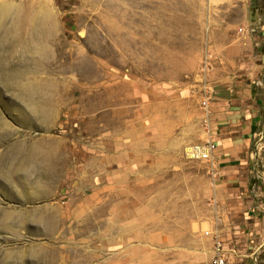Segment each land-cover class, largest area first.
Masks as SVG:
<instances>
[{"label":"rangeland","instance_id":"374dc122","mask_svg":"<svg viewBox=\"0 0 264 264\" xmlns=\"http://www.w3.org/2000/svg\"><path fill=\"white\" fill-rule=\"evenodd\" d=\"M261 54L264 0H0V264H209L186 151Z\"/></svg>","mask_w":264,"mask_h":264},{"label":"crops","instance_id":"0c3cea01","mask_svg":"<svg viewBox=\"0 0 264 264\" xmlns=\"http://www.w3.org/2000/svg\"><path fill=\"white\" fill-rule=\"evenodd\" d=\"M261 57L263 66L258 70L234 79L216 77L219 89L210 102L206 139L217 146L214 183L220 210L215 222L224 240L227 264H264V87L260 88L259 81L264 56Z\"/></svg>","mask_w":264,"mask_h":264},{"label":"built area","instance_id":"2783aa9c","mask_svg":"<svg viewBox=\"0 0 264 264\" xmlns=\"http://www.w3.org/2000/svg\"><path fill=\"white\" fill-rule=\"evenodd\" d=\"M210 98L206 99L203 102L205 110L209 109ZM217 146L211 139H206L205 142L200 144L193 145L189 147L186 151V156L191 161L196 162H206L210 165L212 174L215 175L216 166H215V152ZM225 246L224 243L217 238L215 243V252L211 258L209 264H227V258L224 253Z\"/></svg>","mask_w":264,"mask_h":264}]
</instances>
